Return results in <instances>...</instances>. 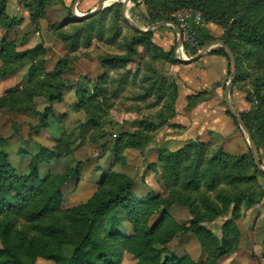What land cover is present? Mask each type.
<instances>
[{
    "label": "rangeland",
    "instance_id": "rangeland-1",
    "mask_svg": "<svg viewBox=\"0 0 264 264\" xmlns=\"http://www.w3.org/2000/svg\"><path fill=\"white\" fill-rule=\"evenodd\" d=\"M127 1L73 0L70 6L64 7L59 5V0L48 5L40 4L37 0H10L7 12L20 21L14 28V33L19 37L18 41L22 40L19 49L31 50L38 46L37 58L46 57L47 70H52L61 62V68L65 72L61 77L55 78L58 86L67 81L63 99L53 105L60 120V124L55 126L56 129L36 128L40 121L39 114L33 111L0 108V141L6 139V149L11 154L12 165L24 173L22 170L25 168L27 156L36 149V145L53 147L55 136L60 131L78 135L85 122L87 125L83 126L81 137L74 143L71 154L65 158L53 159L40 167V174L44 177L49 173H68L82 162L79 176L69 181L63 189L64 208L85 202L97 189L95 185L98 184L100 170L109 167L132 176L139 186L138 191L167 195L164 183L149 168V164L157 156L153 151L157 147L176 150L189 141L198 143L189 149L187 160L180 167L182 170L185 167L193 170L196 163L201 161L199 173L206 175L200 179L201 183L197 188L192 187L186 192V197L191 202L198 206H202L203 202L220 205L223 198H228L232 209L234 200L244 192L255 191L254 197L261 199L264 192V174L255 166L247 132L226 106L225 88L234 79L230 89V101L240 116L251 125L256 142L263 144L264 0H176L167 6L161 4L164 0ZM155 1L159 3L158 7L155 6ZM75 2L77 12L83 14L94 11L102 2L103 5L102 10L95 15L81 18L74 15L72 7ZM149 9L154 17L149 16ZM30 13L36 17L35 21L29 20ZM167 17H174L179 27L185 24L196 31L199 40L201 36L206 42V36H213L214 39L228 42L234 50L238 59L237 74H228L224 83L219 84L220 96L217 99L221 107V115L218 117L227 119V146L229 152L235 155L233 157L224 155V149L220 146L222 138L212 131L204 135L205 140L198 136L180 144L169 142V135L182 133L184 130L183 127L172 125V119L170 120L176 84L178 85L180 75L183 74L176 65L193 62L189 59H193L203 48L195 53L193 51L197 49L186 48L185 52L178 50V33L175 32L171 47L174 51L168 55L147 42L137 44V54L129 63L112 59L113 56L130 54L132 39L141 36L136 31L139 28L128 19L145 31L153 24L164 22L153 23L156 19ZM168 25L170 29H174L170 23ZM3 33L4 30L0 29V40ZM212 41L214 40L209 43ZM211 49L224 48L215 45ZM31 56L32 54L27 58ZM25 74L26 71L19 70L12 76H7V79H0V97L9 88L25 84ZM55 79L49 80L43 88L44 92L59 91L58 87L55 88ZM78 89L90 95L91 104L86 108L95 112L94 118H99L97 127L87 122L89 117L84 112L74 111L73 104L79 101L75 95ZM213 91L199 94L198 99L204 101L214 97ZM22 104L42 112L48 102L39 96ZM188 111L186 108L182 113L187 116ZM130 135H134L133 138L140 145L152 140L155 147L150 150L151 153L149 148L153 145L142 149L122 150L120 162L113 163L119 138ZM201 141L204 143H200ZM243 155L247 157L246 167H242L239 160ZM226 176L229 177L227 184H214L215 179ZM186 182L187 180L184 183ZM169 211L180 223H188L192 218L190 210L182 205L172 207ZM254 216L255 214L249 219L245 218V214V217L237 220L242 233L240 248L222 258L219 264L264 262V225L255 229ZM231 217L232 214L229 213L207 223V226L215 234L222 236V225ZM157 219L154 218L153 221ZM52 224L53 219L49 218L39 225ZM19 227L25 229L29 226L22 224ZM35 231V226L30 225L27 234L30 237ZM169 248L177 256L187 253L196 260L206 258L194 236L176 238ZM64 252L71 256L73 246L66 244ZM257 253H262V256H257ZM133 263L134 258L125 254L121 264ZM35 264L54 262L38 259Z\"/></svg>",
    "mask_w": 264,
    "mask_h": 264
},
{
    "label": "trees",
    "instance_id": "trees-1",
    "mask_svg": "<svg viewBox=\"0 0 264 264\" xmlns=\"http://www.w3.org/2000/svg\"><path fill=\"white\" fill-rule=\"evenodd\" d=\"M9 0H0V29L10 30L18 26L20 21L7 12ZM40 4L57 3L56 0H37ZM137 1V0H132ZM176 0H164L161 4L167 6ZM159 6L158 2H154ZM48 7V6H47ZM31 20L35 16L30 13ZM149 16L154 17L151 9ZM175 22L174 17L156 19L157 21ZM140 37L133 38L130 43L131 53L125 56H113L114 61L129 63L137 54V44L149 42L156 49L164 54L174 51H165L153 41V32L136 29ZM200 36L201 48L215 40L213 36H206L203 41ZM228 46V42L224 41ZM37 47L33 50L19 51L16 40L3 39L0 45V78L7 77L18 65L30 64L27 84L21 89L9 90L0 97V108L17 110H29L39 114V124L36 128H57L60 124L55 111L54 102L63 99V90L67 81L59 84L55 78L64 74L61 62L52 70L46 69V57L37 58ZM232 51L233 48L230 46ZM189 51V50H188ZM212 54L223 55L228 60L229 76L231 75L228 55L224 49H213ZM32 54L31 57L27 58ZM235 54V53H234ZM45 55V54H44ZM236 56V55H235ZM237 63L238 59L236 57ZM50 79H55L56 92H44L43 88ZM51 87L54 85H50ZM56 90V89H55ZM203 93V92H201ZM200 93V94H201ZM42 96L47 100L48 105L44 111L39 112L33 107L22 104L24 101H33L36 97ZM76 96L79 101L73 104L74 111L84 112L89 117L88 123L98 126L96 115L91 109L86 108L91 104L89 94L80 89ZM198 96H192L188 100L189 107L195 106ZM177 98V86L176 94ZM175 115L173 112L171 117ZM243 119V118H242ZM244 120V119H243ZM254 139L251 125L246 122ZM83 123L78 135L60 131L55 136L53 147L38 145L37 151L32 153L29 170L27 173L19 172L11 163L10 153L6 149V139L0 141V264H35L38 259H45L54 264H121L126 253L132 254L136 261L134 264H219L222 258L233 254L238 250L240 244V229L237 220L243 218L246 212L253 206L259 204L261 199L254 197L255 191L242 193L234 200V206L228 198H223L220 205L213 203H202V206L190 201L186 192L197 188L205 174L199 173L201 161L196 163L192 170L190 167L181 169L180 165L187 160L189 149L198 142L189 143L176 150L160 148L156 160L149 164V168L159 176L164 183L167 195L149 192L146 195H139L134 190V179L129 175L110 169L103 173L99 182L98 190L84 203L73 207H63L64 195L63 186L70 180L79 176L82 166L80 161L77 166L64 174H40V167L51 162L53 159L64 158L71 154L74 143L79 140L82 134ZM56 132V131H55ZM134 135L119 138V145L116 148V163L122 159V150L130 148L142 149L152 144L140 145L133 138ZM256 142V140L254 139ZM201 141L200 143H202ZM204 143V142H203ZM202 143V144H203ZM257 146L259 144L256 142ZM227 157L231 153L223 151ZM235 155H232V157ZM242 167H246V156L239 157ZM215 163V162H214ZM256 166V164H255ZM257 167V166H256ZM260 171V170H259ZM262 173V172H261ZM191 177L192 179H188ZM201 179V180H200ZM223 179V180H222ZM187 180L186 183H184ZM190 180V181H189ZM229 177H220L214 180V184H227ZM174 204L182 205L190 210L192 219L188 223H180L168 212V208ZM232 217L222 225V236L217 235L207 226L221 216ZM53 219V224L39 225ZM154 218H158L153 221ZM128 222L133 233L123 234L120 227ZM27 224L29 227L21 229L19 226ZM35 226V233L29 237L27 230ZM233 232V234H231ZM193 235L199 241L206 258L196 261L189 254L183 257H175L169 245L179 237ZM71 244L73 252L67 256L64 246ZM259 264H264L261 262Z\"/></svg>",
    "mask_w": 264,
    "mask_h": 264
},
{
    "label": "crops",
    "instance_id": "crops-1",
    "mask_svg": "<svg viewBox=\"0 0 264 264\" xmlns=\"http://www.w3.org/2000/svg\"><path fill=\"white\" fill-rule=\"evenodd\" d=\"M59 2H60L59 5L64 6V7H68L73 2V0H59ZM9 3H10V0L8 1L7 5ZM25 18H27V17H25ZM28 18L30 21H32L31 16ZM168 26H169L168 24L167 25H161V26H154V24H153V26L151 28H149L153 32L152 41L156 45L162 47L165 51L171 50V47L173 44L172 38L174 36V33L176 32L174 29L172 30ZM3 30L5 33H3V36L0 40V43L2 42V40L4 38L7 40H10V41L16 40V46H17V49L19 51L29 50V49H23V50L19 49L20 45L22 44V40L18 41L19 37H17V35L14 33L15 32L14 28L10 29V30H5V29H3ZM140 30H142V29H140ZM145 31H149V30L147 29ZM211 50H213V49H210V51L208 53H205L201 58H199V59H197L191 63H183L184 65L178 63L176 65V67L179 68V70L181 72H183V74L180 75L181 77L178 80V85L176 84V86H177V98L175 99V102H174V109H175V105L177 106V108L175 109V115L172 118H170V120L172 119V121H171L172 125L183 127L184 130L182 133L180 132L178 134L169 135V138H170L169 142L171 144H173V143L174 144L175 143L180 144V143H184V142H187L189 140H192L193 138L198 137V136L201 138V140H205L204 135L208 134L209 132L212 131V132H214L215 135H219L222 138V143L220 144L222 149H224L226 152L230 153L229 152L230 149L227 146L228 139H226L227 119L223 116H221V119H219L218 116L221 115L220 114V112H221L220 108L221 107L219 106L218 100H217L220 96L219 90L221 87H219V84L222 83L224 81V79L227 78L228 72H229V67H228L229 64H228V60L226 57H224L223 55L212 54ZM1 65H2V61L0 60V66ZM30 66L31 65L28 63H24V64L16 66V68L9 75L12 76L13 74L17 73L19 70H23L24 72L26 71V74H25L26 75V82L21 87L9 88L7 91L20 89L24 85L27 84ZM56 66L57 65H55V67ZM52 70H50V71H52ZM9 75H8V77H9ZM8 77L0 78V79H7ZM212 90H214L213 91V93L215 94L214 97H212L208 100L200 101L195 106L189 107L188 100L190 97L197 96L201 92H211ZM63 92H65V91H63ZM57 102H59V101H55L54 105ZM70 104H72V103H70ZM186 108L189 109L187 116H185V114L182 113V111L184 112ZM54 111H55V107H54ZM86 125H87V123H86ZM150 145H153V146L149 148V153H151L152 151H150V150H152V148L155 147L153 142ZM150 145H148L146 148H148ZM37 149H38V147L36 145V149H34L32 152H30V156H27L28 159H27V162L25 163L26 164L25 168L22 170V171H24V173L28 172L31 155H32V153L37 151ZM159 149L160 148L157 147L156 151H153V152L158 153ZM258 149H259V155H260L262 165L264 166V143L259 144ZM10 156H11V154H10ZM112 162L116 163V158H115V161H112ZM110 169H113V168L109 167L108 169H104L103 171L100 170L101 174L99 176V181H98V184L95 185L97 187V189L93 192V194L98 190L99 182L101 181L103 173L109 171ZM115 171H118V170H115ZM19 172H21V171H19ZM118 172H122V171H118ZM122 173H125V172H122ZM125 174H127V173H125ZM130 177L133 178L132 176H130ZM134 181H135V179H134ZM66 184L63 186L62 190L66 188L65 187ZM138 187H139L138 184H136V182H134V190L137 194H139V195L148 194V193L145 194L142 191H138L137 190ZM151 192H153V191H151ZM93 194L88 199H90L93 196ZM157 194H161V193H157ZM82 203H84V202H82ZM74 206H76V205H74ZM175 206H177V204L170 206L168 208V212L170 213L169 209L172 207H175ZM71 207H73V206H71ZM253 214H255V216H254L255 229L259 228V226L264 225V196L262 197V200L259 204L253 206L252 208H250L246 212V217L245 216L244 217L250 219ZM120 230L123 234H127V235H130L133 233V229L128 222H124V224L120 227ZM240 232H241V230H240ZM189 236H193V235H189ZM254 236L256 237L257 234H254ZM241 238H242V233L240 234V243H241ZM239 248H240V244L238 246V250H239ZM171 252H172V255L175 257H183L185 254H187V253H185L182 256H177V254L174 253V251H171ZM126 254H128V253H126ZM259 254L262 256V253H257L256 255L259 256ZM129 255H131L134 258V262H135L136 261L135 257L132 254H129ZM196 261H201V260H196Z\"/></svg>",
    "mask_w": 264,
    "mask_h": 264
},
{
    "label": "water",
    "instance_id": "water-1",
    "mask_svg": "<svg viewBox=\"0 0 264 264\" xmlns=\"http://www.w3.org/2000/svg\"><path fill=\"white\" fill-rule=\"evenodd\" d=\"M128 1H130V0H128ZM102 5H103V2L97 7V9H95L92 12L85 13L82 16L78 15V13H77L76 2L74 3L72 9L74 11V15L75 16L81 17V18H88V17H91V16L95 15L99 11H101L102 10ZM128 20L135 27L139 28L136 24L133 23V21L131 19H128ZM169 23L174 27L175 31L178 33L177 45L180 46L181 43H182V37H181L182 31H181V28L175 22H166V21H164V22L157 23L154 26L167 25ZM148 30H150V29H148ZM215 45H221L224 48L225 52L228 55V59H229V63H230L231 75L236 76V74H237V60H236V56H235L234 52L232 51V49L230 48V46H228L221 39H215L211 43L205 45L203 47V49L193 59H189V60L195 61V60L201 58L205 53H208L210 51V49L213 46H215ZM233 82H234V79H231L227 83L226 88H225V103H226V106L229 109L231 115L237 119V121L239 122L241 127L247 132L248 140H249V143H250V146H251V151L253 153L255 164H256L257 168L264 174V166L262 165V162H261V159H260L258 146H257L256 142L253 139V136L251 134L250 129L247 127L246 123L244 122V120L242 119L240 114L236 111V109L233 107V105H232V103L230 101V89L232 88Z\"/></svg>",
    "mask_w": 264,
    "mask_h": 264
},
{
    "label": "built area",
    "instance_id": "built-area-1",
    "mask_svg": "<svg viewBox=\"0 0 264 264\" xmlns=\"http://www.w3.org/2000/svg\"><path fill=\"white\" fill-rule=\"evenodd\" d=\"M181 37L182 43L178 46V50L185 52L186 48L188 49H199L201 47L200 40L196 35V31L189 28L187 25H181Z\"/></svg>",
    "mask_w": 264,
    "mask_h": 264
},
{
    "label": "bare ground",
    "instance_id": "bare-ground-1",
    "mask_svg": "<svg viewBox=\"0 0 264 264\" xmlns=\"http://www.w3.org/2000/svg\"><path fill=\"white\" fill-rule=\"evenodd\" d=\"M78 13V12H77ZM78 15H80V16H82V15H84L83 13H78Z\"/></svg>",
    "mask_w": 264,
    "mask_h": 264
}]
</instances>
